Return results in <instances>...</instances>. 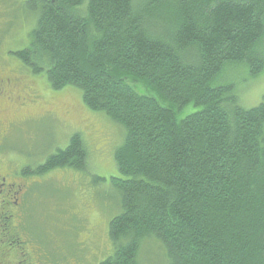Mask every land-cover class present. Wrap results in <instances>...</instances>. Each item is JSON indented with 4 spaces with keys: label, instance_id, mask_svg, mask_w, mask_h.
<instances>
[{
    "label": "trees",
    "instance_id": "trees-1",
    "mask_svg": "<svg viewBox=\"0 0 264 264\" xmlns=\"http://www.w3.org/2000/svg\"><path fill=\"white\" fill-rule=\"evenodd\" d=\"M27 10L37 24L14 56L125 129L110 178L121 211L100 264H264V105L244 109L231 86L213 85L230 64L264 71V0H28ZM87 158L75 134L24 177L85 172Z\"/></svg>",
    "mask_w": 264,
    "mask_h": 264
},
{
    "label": "rangeland",
    "instance_id": "rangeland-1",
    "mask_svg": "<svg viewBox=\"0 0 264 264\" xmlns=\"http://www.w3.org/2000/svg\"><path fill=\"white\" fill-rule=\"evenodd\" d=\"M27 1L0 0V74H27L23 81L41 101L27 106L34 119L27 122L26 141L9 142L6 147L16 149H8L11 152L5 154L6 160L14 168L27 162V169L33 171L31 168L66 148L75 134L82 136L88 158L85 172L67 168L41 177L12 178L18 187H27L30 216L23 234H28L25 238L31 240V250H39L32 252L34 260L38 254L43 256L41 264H100L112 251L109 224L121 211L110 178L117 175L114 156L124 141L125 129L105 113L90 110L78 88L55 91L45 74H33L14 56L29 46L37 24V16L24 11ZM213 85L231 86V94L244 109L264 105V71L252 77L245 63L226 66ZM47 110L44 118L35 119ZM195 110L190 105L178 118ZM95 177L106 181L96 183ZM32 264L39 263L35 260Z\"/></svg>",
    "mask_w": 264,
    "mask_h": 264
},
{
    "label": "flooded vegetation",
    "instance_id": "flooded-vegetation-1",
    "mask_svg": "<svg viewBox=\"0 0 264 264\" xmlns=\"http://www.w3.org/2000/svg\"><path fill=\"white\" fill-rule=\"evenodd\" d=\"M22 75L26 78L23 79ZM23 80H27V74H0V264H32L35 260L41 264L43 259L38 254L34 260L32 252L39 250H31V240L25 238L28 234H23L30 216L26 201L27 187H18L16 181H12L15 176L27 175V162L14 168L11 163L8 165L5 156L7 152H11L8 149H16L6 145L20 141V138L24 140L27 122L34 119L27 112V106L41 101L39 96L27 88V82ZM48 112L38 113L35 119L44 118V114ZM21 150L25 151L24 155L27 154L26 150Z\"/></svg>",
    "mask_w": 264,
    "mask_h": 264
}]
</instances>
